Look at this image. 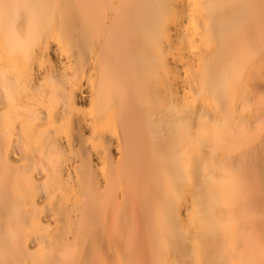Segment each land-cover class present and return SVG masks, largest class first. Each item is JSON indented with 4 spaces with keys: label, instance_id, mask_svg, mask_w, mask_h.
Segmentation results:
<instances>
[{
    "label": "bare ground",
    "instance_id": "obj_1",
    "mask_svg": "<svg viewBox=\"0 0 264 264\" xmlns=\"http://www.w3.org/2000/svg\"><path fill=\"white\" fill-rule=\"evenodd\" d=\"M0 264H264V0H0Z\"/></svg>",
    "mask_w": 264,
    "mask_h": 264
}]
</instances>
